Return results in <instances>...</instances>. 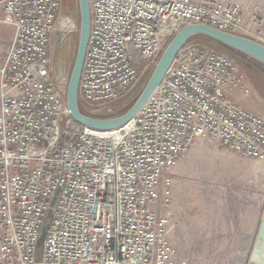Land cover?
Returning a JSON list of instances; mask_svg holds the SVG:
<instances>
[{"label": "built area", "instance_id": "2783aa9c", "mask_svg": "<svg viewBox=\"0 0 264 264\" xmlns=\"http://www.w3.org/2000/svg\"><path fill=\"white\" fill-rule=\"evenodd\" d=\"M89 5L78 100L95 118L136 101L186 25L264 43L240 0ZM0 8L12 31L0 55V264H189L175 244L179 163L201 140L264 163V111L245 103L264 98L246 70L190 42L131 122L79 126L67 104L73 66L58 55L78 41L80 19L64 0H1Z\"/></svg>", "mask_w": 264, "mask_h": 264}, {"label": "rangeland", "instance_id": "374dc122", "mask_svg": "<svg viewBox=\"0 0 264 264\" xmlns=\"http://www.w3.org/2000/svg\"><path fill=\"white\" fill-rule=\"evenodd\" d=\"M67 1L71 3V0ZM243 1L256 9H249L247 12L250 14L246 15V19L256 18L259 35L264 38V0ZM66 10L79 18L75 7L72 9L70 6V10ZM77 48L78 41L69 51L64 48L63 52H59V58L67 61L70 68L75 61ZM151 73L146 77L144 86ZM258 90L264 98V90ZM131 104L130 101L121 105L118 110ZM232 193L238 203L243 195V201L248 205L247 209L238 206L239 214L241 210L246 215L254 212L252 206L264 199V163L224 151L210 140L198 141L177 167L173 197V210L179 221L175 244L189 264H248L253 248L251 229L243 244L240 241L242 233L224 230L231 227L223 223L228 210L225 205L229 204ZM199 202L201 218L198 221V214L194 217V209L198 211L196 205ZM216 214L220 216L218 220L215 219Z\"/></svg>", "mask_w": 264, "mask_h": 264}, {"label": "water", "instance_id": "95a60500", "mask_svg": "<svg viewBox=\"0 0 264 264\" xmlns=\"http://www.w3.org/2000/svg\"><path fill=\"white\" fill-rule=\"evenodd\" d=\"M1 1V0H0ZM80 34L78 48L68 86L67 104L72 119L79 124L101 131L121 128L131 122L148 103L161 85L178 53L196 36H206L264 65V44L243 36L227 33L204 24L186 25L169 42L136 101L123 114L109 118H95L83 113L78 94L82 71L91 35L89 0H78ZM248 264H264V214L250 254Z\"/></svg>", "mask_w": 264, "mask_h": 264}, {"label": "crops", "instance_id": "0c3cea01", "mask_svg": "<svg viewBox=\"0 0 264 264\" xmlns=\"http://www.w3.org/2000/svg\"><path fill=\"white\" fill-rule=\"evenodd\" d=\"M240 1L242 2L243 7H244L245 17L246 15L250 14L247 12L249 9L250 11L256 10L254 9V6L251 7L250 5L249 7L247 2H244L243 0H240ZM1 17H2V11L0 8V18ZM11 39H12L11 29L3 26L0 23V55L2 54L3 50L6 48L7 44H9ZM245 103L248 107L255 109L257 112L263 113L264 111V105L259 98H257L256 100L254 99L247 100L245 101ZM231 195H232V198H230L229 204L226 203L225 205V207H227L228 210H226V213H225L226 220L223 223V224H228V226H231V227L228 229H224V230L232 231L235 233H238V232L242 233L240 241L243 244V240L244 241L246 240V235L247 233H249L251 229L253 233V236L251 239L254 245L257 232L259 230L260 224L262 222L263 214H264V199L262 201H258L252 206V209H254V212L246 215V214H243V210H241L240 214L237 211L238 206L241 209L248 208L247 203L243 201V199H245L243 198V195H241L242 198L240 199L239 203L237 199H233V197L236 198L235 194L232 193ZM196 208H198V211L197 209H194V217H197V214H198V221H199V218H201V202H199L198 205H196ZM215 216H216L215 217L216 220H218V218L220 217L217 214ZM243 234H244V238H243ZM246 243H244V245Z\"/></svg>", "mask_w": 264, "mask_h": 264}, {"label": "trees", "instance_id": "16d2710c", "mask_svg": "<svg viewBox=\"0 0 264 264\" xmlns=\"http://www.w3.org/2000/svg\"><path fill=\"white\" fill-rule=\"evenodd\" d=\"M70 6H72V9L75 7L79 11V7L77 4V0H71V3L67 0H64V7L68 10H70ZM77 7V8H76ZM190 42H197L205 45H209L211 47L216 48L218 51L229 54L233 57H235L243 66V68L246 70L254 84L258 87L264 90V65L255 61L254 59H251L247 57L246 55L239 53L217 41H214L213 39H210L206 36H196L193 37L188 43ZM133 104V103H132ZM131 104V105H132ZM130 105V106H131ZM125 107V108H120L114 116H118L123 114L127 109L130 108Z\"/></svg>", "mask_w": 264, "mask_h": 264}, {"label": "flooded vegetation", "instance_id": "af4514ba", "mask_svg": "<svg viewBox=\"0 0 264 264\" xmlns=\"http://www.w3.org/2000/svg\"><path fill=\"white\" fill-rule=\"evenodd\" d=\"M79 12V11H78Z\"/></svg>", "mask_w": 264, "mask_h": 264}]
</instances>
